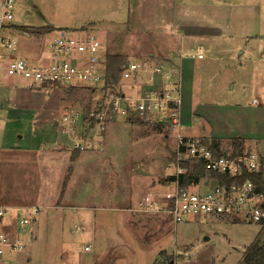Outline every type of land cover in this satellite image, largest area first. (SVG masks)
I'll return each mask as SVG.
<instances>
[{
	"label": "rangeland",
	"instance_id": "374dc122",
	"mask_svg": "<svg viewBox=\"0 0 264 264\" xmlns=\"http://www.w3.org/2000/svg\"><path fill=\"white\" fill-rule=\"evenodd\" d=\"M12 24L17 55L24 58L27 51L49 50L44 39L65 30L69 35L95 33L105 54L119 53L124 62L150 53L172 58L182 47L202 50L203 60L196 59L190 70L184 66L180 132L219 139L227 153L238 136L244 140L243 152L252 148L264 153V0H16ZM45 26L54 29L30 37L19 29ZM182 36L190 40L188 45L179 41ZM131 82L121 77L117 88L126 90ZM35 91L20 78L0 80V148L27 146L0 149V205L39 208L24 238L21 264H27L26 256L28 264H71L87 255L94 264L243 261L260 229L257 223L201 217L175 225L165 215L130 210L136 189L158 187L173 174L168 163L175 140L166 126L131 118L112 123L100 145L79 150L86 157L79 164L71 161L76 149L62 137L63 116L98 108L103 93L47 86L33 97ZM11 103L43 106L34 121L32 116L12 118ZM48 103L53 104L51 114ZM32 109L27 113L34 115ZM48 121L58 131L56 141L46 138ZM113 193L114 204L94 205L96 194ZM83 206H100L95 212L101 218L87 223L89 217L78 216L85 212ZM89 244L91 251L85 250Z\"/></svg>",
	"mask_w": 264,
	"mask_h": 264
},
{
	"label": "built area",
	"instance_id": "2783aa9c",
	"mask_svg": "<svg viewBox=\"0 0 264 264\" xmlns=\"http://www.w3.org/2000/svg\"><path fill=\"white\" fill-rule=\"evenodd\" d=\"M16 0H0V80L20 78L33 87L57 85L85 87L103 92L100 106L87 114L77 112L63 116L62 129L68 135H77L79 128L87 133L72 137L73 148L86 150L104 138L107 124L115 119H136L145 123L166 126L175 140L172 160L168 167L173 171L171 188L149 192L131 211L165 215L176 224L198 220L201 217L229 218L249 223L264 221V194L247 179L226 185L211 173L240 176L248 172L264 171V154L256 149L236 156H216L202 137L185 136L180 132L183 104L181 62L188 54L178 50L174 57L157 61L148 56L127 61L122 71L123 81L140 82L141 90L126 93L120 88L105 89L106 54L95 33L80 30L69 35H58L45 40L49 50H43L36 59L17 55V41L12 36V20ZM46 36V35H45ZM198 59L205 57L202 51ZM201 162L205 175L198 182L182 187L179 177L185 172L182 163ZM10 210V211H8ZM39 213L37 206L8 207L0 205V264H18L25 244L19 229L30 225ZM87 245L85 250H91Z\"/></svg>",
	"mask_w": 264,
	"mask_h": 264
},
{
	"label": "trees",
	"instance_id": "16d2710c",
	"mask_svg": "<svg viewBox=\"0 0 264 264\" xmlns=\"http://www.w3.org/2000/svg\"><path fill=\"white\" fill-rule=\"evenodd\" d=\"M19 29H21L22 32L28 33L31 36V34H35V35L47 34L51 32L54 28L53 26H45L42 28H34V29H31V28L29 29L27 27H20ZM125 64L126 62H124V57L121 54L111 53L107 51L106 70H105V89H112L118 86V83L122 77V71H123ZM90 90H94V89H90ZM102 98H103V94L100 99V103L102 101ZM89 109L90 108H87V110ZM205 140L207 141V143L210 144L216 156L218 157L227 156L228 153L226 150L222 148L221 140L216 139V138H213L212 140L205 138ZM243 142L244 140L241 137L234 138V141L232 143V146H233V150L231 152V154H233L232 156H236L239 153L243 152V145H244ZM79 153H80L79 150H76L75 153L71 157V161L77 160V158L80 155ZM170 159L172 160V157H170ZM182 166L184 167V170H185V172L181 174L179 177V182L182 187H186L192 182L194 183L198 182L201 175L203 176L206 173L205 167L201 162L185 163V164L182 163ZM72 168L73 167L70 166L69 171H68L69 173L72 172ZM211 176L218 178L221 182L225 183L227 186L234 182L241 183L247 179H250L256 184L258 190L264 194V171H256L254 173V172H248L247 170H244L240 176H237V175L229 176V175H222L220 173H211ZM170 179H173V177H171ZM66 187H67V184L64 183L62 194H64ZM242 260L243 261H241L240 264H264V221L260 222V229L258 233L256 234L253 242L247 245L245 249V254L243 255Z\"/></svg>",
	"mask_w": 264,
	"mask_h": 264
},
{
	"label": "crops",
	"instance_id": "0c3cea01",
	"mask_svg": "<svg viewBox=\"0 0 264 264\" xmlns=\"http://www.w3.org/2000/svg\"><path fill=\"white\" fill-rule=\"evenodd\" d=\"M13 26V25H12ZM12 32V31H11ZM23 35L25 36V37H30V36H26L24 33H23ZM178 40V39H177ZM44 41H45V39H44ZM181 43H183V44H186V45H188V43L187 42H189L190 40L189 39H187V37L185 38L184 36H182L181 38H180V40H179ZM180 43V44H181ZM178 50H183L185 53H187L188 55L185 57V58H183V60H182V62H181V65H183V66H181L182 67V87H183V91H184V86L186 85V79H185V77H184V66H186V68H188L189 70L190 69H192L193 68V66H194V64H195V62H196V59L197 60H201V59H198L197 57H196V53L198 52H193V51H191V50H189V49H186V47H182V48H178L176 51H178ZM202 51V50H201ZM42 52H43V50H42V48H40L38 51H36V52H34V51H27L24 55H26L27 57L26 58H31V59H36V58H38L40 55H42ZM176 53V52H175ZM175 53H174V55H175ZM148 56H152V57H154L157 61H159V60H163V59H165V58H162V59H158L157 58V56L154 54V53H150V54H148ZM204 58H202V60H203ZM187 69V70H188ZM4 79H8V78H4ZM12 79V78H11ZM126 82H131V81H126ZM133 82V81H132ZM131 82V86H130V88H128V89H124L123 91H125L126 93H134V92H139L140 90H141V87L140 86H137V84H139L140 85V82H137L136 84H133ZM27 83V82H26ZM27 85H29L28 83H27ZM132 85H135V87L133 88L132 87ZM30 86V85H29ZM47 86H49V87H59V86H57V85H47ZM47 86H42V87H33V86H30V88L31 89H33V88H35V92L33 93L34 94V96L33 97H35L36 96V94L37 93H39V91L38 90H40L41 88H45V87H47ZM33 87V88H32ZM47 106H46V108L48 109V112H49V114H51V112H50V110H51V108L53 107V104L52 103H48V104H46ZM43 106V103H27V104H13V103H11V104H9V109H10V111L12 110V112H11V115H12V118H16V117H30V116H32L33 117V119H34V121H35V118L37 117L36 115L38 114L37 112L39 111V110H41V107ZM21 107H26V108H21ZM32 108H34L35 109V114L34 115H30L29 113H27V111H30V110H33ZM34 111V110H33ZM48 118V117H47ZM156 118H158V121L155 123H153V124H156L157 125V127L159 126V127H162V124H160L159 123V120H160V118L159 117H155L154 118V121L156 120ZM46 120H48V119H46ZM122 120H126V119H115L114 121H112V122H109L108 124H107V128H106V131H107V129L109 128V126L112 124V123H115V122H117V121H122ZM132 120V119H131ZM34 121H32V123H34ZM52 122H53V124H54V120H51ZM18 122H20V121H18ZM49 122V121H48ZM51 122V123H52ZM55 122H56V120H55ZM142 122V121H141ZM50 123V122H49ZM49 123H47V124H49ZM51 123H50V125L49 126H47L48 128H46V130H47V136H46V138H48V140H53V141H56V138H57V132H55L54 130H55V127H54V125H52V127H50L51 126ZM143 123H145V122H143ZM151 123V122H150ZM19 129H21V128H19ZM41 129V128H40ZM39 129V130H40ZM45 130V131H46ZM45 131H39L42 135L44 134V132ZM106 131H105V133H106ZM46 133V132H45ZM54 133H55V135H54ZM107 134V136H108V133H106ZM106 134H104V138L103 139H101V140H98V141H96V142H98L99 143V145L105 140V137H106ZM42 135H41V138L39 139V141L38 142H40V140L43 138L42 137ZM54 135V136H53ZM66 135V137H64ZM203 135H205V134H202V135H199V136H197V135H194V136H191V137H199V138H201ZM189 136V135H188ZM216 136L217 137H220V138H222V137H224V136H220V134H216ZM227 136H233V135H227ZM62 137H64L65 138V140L64 141H69V143L70 144H72L73 145V140L71 139L72 137H74L73 135H68V134H63V136ZM226 137V136H225ZM238 137V136H237ZM59 138H60V140H61V136L59 135ZM94 144H95V142H94ZM93 144V145H94ZM34 145V144H33ZM33 145H30V146H33ZM252 146V145H251ZM16 147H19V148H21V149H24L25 147H27V146H25V147H20L18 144H16V145H10V146H7V147H2V148H0L1 150H11V149H13V148H16ZM77 150V149H76ZM245 152V151H244ZM260 152V151H259ZM69 152H67V154H68ZM260 153H262V152H260ZM262 154H264V153H262ZM69 155V154H68ZM86 157H84V155H82V154H80L79 155V157L77 158V163H79V164H82L83 162H84V159H85ZM172 177V176H171ZM170 177V178H171ZM170 178H167L168 179V181H163V184H159L158 185V187H156L155 185H152V187H151V189H146V190H137L136 189V192L135 193H133L135 196H134V203H133V205H132V208L135 206V205H137L136 203L140 200V199H142L146 194H148L149 192H160V191H163V190H165V189H167V188H171L172 186H173V183H172V179H170ZM171 181V182H170ZM107 195V194H106ZM114 199H116V195H115V193H113V194H108L107 195V197H103V196H101V194L100 195H95L94 196V198H93V203H95L94 205H101V204H105V203H110V204H114ZM99 208H100V206H98V207H95V206H93V207H90V206H83L82 207V209L85 211V212H82V213H80V214H78V216H80L82 219L84 218V219H87L88 217H89V219H87V223L90 221V219L91 218H94V219H100L101 218V214H98V213H96L95 211H99ZM111 209V208H110ZM131 209V208H130ZM93 210V212H95V213H93V214H91V213H88V212H86V211H92ZM65 215V214H64ZM90 215H93L92 217H90ZM78 216L76 215V217L78 218ZM96 222H97V220H96ZM27 231H28V226L27 227H25V228H23V229H19L18 230V234L20 235V238L22 239V241L24 242V238H25V236H26V233H27ZM32 234V233H31ZM31 236V235H30ZM25 243V242H24ZM90 245V244H89ZM92 250V249H91ZM90 250V251H91ZM93 256V255H92ZM25 260H26V263L28 264V263H30V258L28 257V256H26L25 257ZM18 264H21V262H20V256H19V260H18ZM23 264V263H22ZM71 264H94V262H91V256L90 255H87V256H82V257H78V259H77V261L76 262H71Z\"/></svg>",
	"mask_w": 264,
	"mask_h": 264
},
{
	"label": "water",
	"instance_id": "95a60500",
	"mask_svg": "<svg viewBox=\"0 0 264 264\" xmlns=\"http://www.w3.org/2000/svg\"><path fill=\"white\" fill-rule=\"evenodd\" d=\"M26 36H29V34L28 33H26V32H23ZM205 239H208V238H205Z\"/></svg>",
	"mask_w": 264,
	"mask_h": 264
}]
</instances>
